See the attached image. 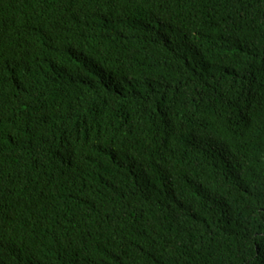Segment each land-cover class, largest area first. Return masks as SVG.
<instances>
[{"label":"trees","instance_id":"obj_1","mask_svg":"<svg viewBox=\"0 0 264 264\" xmlns=\"http://www.w3.org/2000/svg\"><path fill=\"white\" fill-rule=\"evenodd\" d=\"M0 264H264V0H0Z\"/></svg>","mask_w":264,"mask_h":264}]
</instances>
